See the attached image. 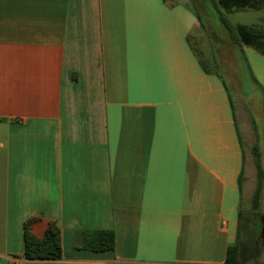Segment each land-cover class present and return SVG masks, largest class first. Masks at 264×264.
<instances>
[{"label": "crops", "instance_id": "0c3cea01", "mask_svg": "<svg viewBox=\"0 0 264 264\" xmlns=\"http://www.w3.org/2000/svg\"><path fill=\"white\" fill-rule=\"evenodd\" d=\"M197 21L183 0H0L2 264H227L237 239L243 264L242 227L257 253L264 54L206 72ZM29 218L60 258L22 256ZM94 229L113 250L83 246Z\"/></svg>", "mask_w": 264, "mask_h": 264}, {"label": "trees", "instance_id": "16d2710c", "mask_svg": "<svg viewBox=\"0 0 264 264\" xmlns=\"http://www.w3.org/2000/svg\"><path fill=\"white\" fill-rule=\"evenodd\" d=\"M169 6L175 4V0H163ZM206 9L210 5L217 13L221 27L225 30L227 39L236 49L237 56L240 61L246 62L243 46H250L264 54V32L258 28H253L246 24H233L227 17L226 13L236 10L245 9H262L264 8V0H198ZM200 25L203 27L204 21L202 15L192 9ZM199 58V57H198ZM214 65L213 71L220 74L223 78L219 63L216 56H211ZM199 61L206 72L210 68L206 63L199 58ZM257 152V148H254ZM258 172L260 175L257 181L256 188L252 196V206L257 208L261 191L263 189L262 177L263 173L260 169V164L257 163ZM241 216V211L239 212ZM33 218H29L23 223V240L24 250L22 256L28 260H50L58 259L62 256L61 232L54 221H50L44 233L41 236L35 235L31 230ZM258 231V236L260 229ZM83 246L95 251H107L114 248V232L111 229H94L85 231L83 234ZM239 241L238 239L227 246L225 262L227 264H240L239 257Z\"/></svg>", "mask_w": 264, "mask_h": 264}, {"label": "rangeland", "instance_id": "374dc122", "mask_svg": "<svg viewBox=\"0 0 264 264\" xmlns=\"http://www.w3.org/2000/svg\"><path fill=\"white\" fill-rule=\"evenodd\" d=\"M183 1H185L187 5L190 6V9L194 8L197 10L202 15L204 21L205 26L203 27L197 21L192 32L190 33L191 42L194 49L196 50V53L198 54V57L203 60L210 69H214V65L211 62V56L215 55L218 63L223 65L222 68L227 74V80L231 81V75H228L227 71H231V67L236 60V54L233 45L225 35V30L220 25L217 13L214 11L212 6H210L211 4L206 9L205 5H202L198 0ZM226 15L233 24H246L254 28V23L257 22L258 17L264 16V8L236 10L226 13ZM261 24H264V21H262ZM259 102L260 101L257 98L255 102L256 106H258ZM258 119L263 121L261 117H258ZM261 204V209L264 213V201H262ZM243 207L245 208L246 206L243 205ZM248 236L249 235L246 228L242 227L241 237H244L246 240V245L244 246L243 252V258L245 261L243 264H264V235L260 239V244L257 245L259 247L256 254L249 246ZM0 264L2 263L0 262Z\"/></svg>", "mask_w": 264, "mask_h": 264}]
</instances>
